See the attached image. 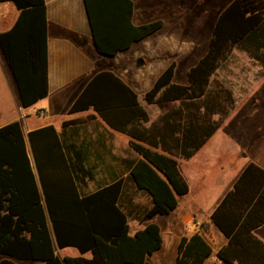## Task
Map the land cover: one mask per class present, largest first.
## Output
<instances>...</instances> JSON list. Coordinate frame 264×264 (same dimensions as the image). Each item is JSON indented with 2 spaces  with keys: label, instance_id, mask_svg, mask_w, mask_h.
I'll return each mask as SVG.
<instances>
[{
  "label": "trees",
  "instance_id": "obj_1",
  "mask_svg": "<svg viewBox=\"0 0 264 264\" xmlns=\"http://www.w3.org/2000/svg\"><path fill=\"white\" fill-rule=\"evenodd\" d=\"M97 51L114 57L163 27L162 20L137 26L133 0H84ZM19 11L11 29L0 32V49L17 86L21 106L29 108L49 94L48 20L45 0H0ZM253 52L264 63V0H230L214 22L205 55L191 67L187 83L174 82L172 62L146 92L147 104L177 107L151 121L138 94L114 72L97 73L68 110H94L113 130L127 135L139 154L130 170L136 186L153 206L143 229L130 234L118 206L123 181L80 196L59 134L53 125L29 134L42 190L20 121L0 128V254L44 264H146L163 245L154 221L178 207L189 193L178 158L191 159L217 133L235 109L230 88L213 79L234 48ZM218 116L216 120L214 117ZM80 123L71 120L63 128ZM228 239L218 259L225 264H264V169L250 163L210 218ZM205 232L209 229L204 226ZM73 247L78 257L61 259ZM90 254V256H86ZM212 248L201 233L183 237L176 264H204ZM0 264H15L3 260Z\"/></svg>",
  "mask_w": 264,
  "mask_h": 264
},
{
  "label": "crops",
  "instance_id": "obj_2",
  "mask_svg": "<svg viewBox=\"0 0 264 264\" xmlns=\"http://www.w3.org/2000/svg\"><path fill=\"white\" fill-rule=\"evenodd\" d=\"M45 1L48 20L49 94L31 107L45 102L44 105H48L49 110H44L43 107V110L35 114L25 115L24 110L31 107L23 108L19 101L17 106H19L23 117L26 118L25 121H21L19 117H14L0 124V128L14 121L21 122L27 150L41 190L42 186L29 134L49 125H53L59 134L66 158L72 165V174L75 176V183L80 196L92 194L122 180L123 187L118 206L126 214L130 225V234L134 235L146 225L143 218L153 206L150 195L140 190L130 176L133 163L140 158L139 154L131 147L130 138L127 135L111 129L94 110L89 109L88 111L68 114L72 104L97 73L114 71L106 67L107 56L100 54L96 49L84 0ZM6 4L9 5L5 7L4 4H0V27H2L0 32L11 29L19 15V11L12 3ZM138 20L134 9V24L137 26L144 25ZM130 49L120 52L114 57L123 56ZM114 73L138 94L140 104L145 107L139 95V91L144 88L140 80L135 79L130 82L118 72ZM176 76L177 71L175 78ZM186 83L187 78L182 84ZM228 88L234 94V90L231 87ZM253 88L264 96V77ZM147 89L144 88V94L148 91ZM63 107L68 116L57 121H50L51 117H57L59 110ZM260 107L264 109V105L258 106L257 109ZM71 120L80 123L63 128V123ZM218 135H225L226 137H222L220 140L213 136L191 159L178 158L180 171L189 185V193L178 196V207L175 210L154 219L161 227L163 245L160 250L148 258L146 264L157 258V254L165 248L166 240L170 241L172 245H176L178 256L180 240L183 237H191L198 232L205 237L212 248V255L204 264H214L213 258H217V264H221L217 253L227 245L228 239L211 222V215L225 195L233 189L248 164L255 163L264 169V147L257 148V150L255 148L256 145L264 146V136L255 134L254 137L247 138L248 144L243 145L241 143V147L238 148L240 150H237L234 146L240 141L237 136L227 134L225 131H221ZM244 148L248 149L249 157L243 154ZM211 154H214L215 157L219 156L215 158L216 167L214 170H211L208 159ZM223 154L230 159L226 163L220 160ZM242 159H245V162L241 164L239 169H236L237 161ZM211 176L214 178L210 179ZM168 216L171 217L166 221L165 218ZM205 225L209 227L208 232H205ZM255 234L264 241V225L258 228ZM54 243L56 255L61 259L67 256L78 257L81 255L78 249L73 247L59 249L55 237ZM68 249L75 251L68 254L66 253ZM86 256L89 257L90 254ZM3 260L12 261L15 264H44L40 261L17 260L0 254V263Z\"/></svg>",
  "mask_w": 264,
  "mask_h": 264
},
{
  "label": "rangeland",
  "instance_id": "obj_3",
  "mask_svg": "<svg viewBox=\"0 0 264 264\" xmlns=\"http://www.w3.org/2000/svg\"><path fill=\"white\" fill-rule=\"evenodd\" d=\"M134 2L136 4L135 15L140 23L147 24L155 20H162L163 27L145 40L136 43L125 55L116 58L107 56L105 63L108 69L118 72L130 82L139 79L144 88L149 90L153 81L171 62L177 63L175 82L185 83L188 70L207 51L217 15L230 0H134ZM4 5L6 7L9 4ZM257 54L264 57V49ZM139 59L144 60L142 66L137 64ZM263 77L264 63L257 60L253 56V52L237 47L232 50L227 60L221 64L213 76L214 80L222 82L234 90L236 101L235 109L214 136L220 140L222 137H226L218 135L221 131L237 136L240 139L238 144H234L237 150H240L238 148L241 147V143L248 144L247 138L254 137L255 134L264 136V109L262 107L257 109L258 106L264 105V96L253 88ZM144 88L139 91V95L150 114L151 121L157 120L160 115L179 105L178 103L166 107H161L158 104L149 105L144 100ZM19 101L16 83L0 50V124L14 117L25 121L26 118L23 117L19 106H17ZM44 103L41 102L37 106L24 110V114H35L43 110V107L44 110H49L48 105H44ZM67 116V111L63 107L59 110L57 117H51L50 121H57ZM214 118L219 119L218 116ZM257 144L259 143L257 142ZM263 147L256 145L255 148L257 150V148ZM243 154L249 157L248 149L244 148ZM213 155L208 157L211 170L216 167L215 158L219 157ZM220 160L226 163L230 159L223 154ZM243 162L245 159L238 160L236 169H239ZM213 178L210 177V179ZM170 217L165 218L166 221ZM132 228L134 227L132 226ZM73 251L75 250L68 249L66 253L72 254ZM176 257V245H172L170 241L166 240L165 248L149 264H175ZM213 259L214 264H217V258Z\"/></svg>",
  "mask_w": 264,
  "mask_h": 264
},
{
  "label": "water",
  "instance_id": "obj_4",
  "mask_svg": "<svg viewBox=\"0 0 264 264\" xmlns=\"http://www.w3.org/2000/svg\"><path fill=\"white\" fill-rule=\"evenodd\" d=\"M137 64H138V66H142V65L144 64V60H143V59H139V60L137 61ZM64 263L66 264L65 261H64Z\"/></svg>",
  "mask_w": 264,
  "mask_h": 264
},
{
  "label": "built area",
  "instance_id": "obj_5",
  "mask_svg": "<svg viewBox=\"0 0 264 264\" xmlns=\"http://www.w3.org/2000/svg\"><path fill=\"white\" fill-rule=\"evenodd\" d=\"M219 260H220V259H219ZM220 263H221V264H223V261H222V260H220Z\"/></svg>",
  "mask_w": 264,
  "mask_h": 264
}]
</instances>
